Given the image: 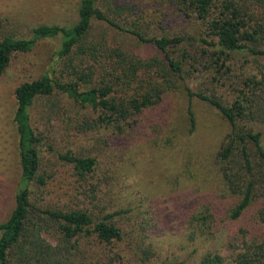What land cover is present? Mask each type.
Returning a JSON list of instances; mask_svg holds the SVG:
<instances>
[{"label": "rangeland", "instance_id": "1", "mask_svg": "<svg viewBox=\"0 0 264 264\" xmlns=\"http://www.w3.org/2000/svg\"><path fill=\"white\" fill-rule=\"evenodd\" d=\"M119 1L132 5L135 13L131 15L139 18V24L150 34L196 36L192 45L172 47L178 58L183 59L185 50L193 56L184 61L186 72L176 81V88L138 114L124 132L104 124L91 127L100 110L82 106L61 89L36 98L31 121L43 138L39 145L40 174L46 183L32 185V200L42 209L90 210L96 220L122 211L109 220L121 228L120 240L101 241L93 233L82 239L80 250H73V257L88 264H163L181 260L199 264L207 251L231 257L233 247L240 246L245 237L264 232L254 220L259 205L255 203L237 219L229 216L238 196L226 189L217 154L230 124L209 101L199 97L191 100L186 86L195 92L214 93L230 104L244 79L260 72L259 63L264 57L244 50L229 51L228 67L219 68L221 62H214L211 54L216 47L200 40L206 35L203 20L187 15L171 0ZM79 2L0 0V22L13 28L16 36L28 38L38 24L75 23ZM92 37L104 38L110 47H121L140 57L161 54L153 44L143 43L104 21L94 22ZM61 44V36L39 40L32 50L15 53L0 77V222L7 220L15 207L21 175L14 122L16 88L47 72L55 81H66L63 59L58 56ZM203 49L209 52L200 57L198 52ZM96 66L98 74L105 73L104 63ZM79 86L86 88L81 81ZM190 105L195 116L193 130ZM257 129L264 130V125ZM68 152L94 157V170L81 176L74 164L62 157ZM208 209L215 215L205 224L197 221L195 215ZM45 238L57 246L62 242L57 227H50Z\"/></svg>", "mask_w": 264, "mask_h": 264}, {"label": "trees", "instance_id": "2", "mask_svg": "<svg viewBox=\"0 0 264 264\" xmlns=\"http://www.w3.org/2000/svg\"><path fill=\"white\" fill-rule=\"evenodd\" d=\"M171 1L187 15L194 14L203 20L206 35L200 40L216 47L211 54L214 62H221L219 68L228 67L229 51L244 50L264 57V0ZM133 13L132 5L119 0H80L79 18L75 23L38 24L28 38L16 36L13 28L0 22V77L15 53L32 50L41 39L61 36L58 56L63 59V77L66 79L55 81L47 72L41 78L23 82L16 88L14 122L19 136L21 175L15 207L10 217L0 222V264H88L73 257V250H80L82 239L93 233L105 242L122 238L121 228L109 221L122 211L96 220L90 210L42 209L34 204L32 185L46 182L40 174L39 145L43 138L32 125L31 107L36 98L51 95L56 88L61 89L82 106L100 110L98 120L91 127L96 123L104 124L124 132L138 114L176 88V81L186 72L184 61L193 55L185 50L183 59L178 58L172 47L185 43L192 45L197 37L192 34H150L139 24L140 19L131 15ZM95 21H104L143 43L153 44L161 54L140 57L121 47H110L104 38L93 39ZM208 52L203 49L198 55L204 57ZM97 63L105 64V73H97ZM259 65L260 72L244 79L230 104L214 93L195 92L188 85L186 90L191 100L199 97L216 106L230 124V132L217 154L226 189L238 196L229 216L237 219L258 203L255 225L264 229V130L257 129L264 125V62ZM212 66L209 64L208 67ZM80 81L86 85L85 89L80 88ZM189 112L193 130L195 116L191 105ZM62 157L72 162L81 176L92 172L97 162L94 157L69 152ZM208 211L195 215L197 221L205 224L215 215L212 209ZM50 227H57L62 234L59 246L45 238ZM242 230L247 233L246 229ZM233 248L231 257L207 251L199 264H264V232L256 237H245L240 246ZM163 264L186 263L181 260Z\"/></svg>", "mask_w": 264, "mask_h": 264}]
</instances>
